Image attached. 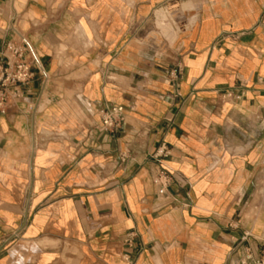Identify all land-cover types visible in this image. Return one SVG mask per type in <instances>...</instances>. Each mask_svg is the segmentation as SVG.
I'll return each mask as SVG.
<instances>
[{
  "label": "crops",
  "instance_id": "0c3cea01",
  "mask_svg": "<svg viewBox=\"0 0 264 264\" xmlns=\"http://www.w3.org/2000/svg\"><path fill=\"white\" fill-rule=\"evenodd\" d=\"M20 37L47 78L0 111V264L260 253L264 0H0V51Z\"/></svg>",
  "mask_w": 264,
  "mask_h": 264
},
{
  "label": "built area",
  "instance_id": "2783aa9c",
  "mask_svg": "<svg viewBox=\"0 0 264 264\" xmlns=\"http://www.w3.org/2000/svg\"><path fill=\"white\" fill-rule=\"evenodd\" d=\"M21 43L9 41L0 51V111L5 112L6 106L20 96L23 85L29 84L39 73L45 80L46 72L37 56L26 57L25 40L20 37ZM125 123V114L122 107L105 106L101 111V125L105 132L117 134ZM160 156L166 157L169 152L165 146L159 151ZM164 194L170 185V175L162 170L158 176ZM240 264H264V247L256 256L248 249L240 259Z\"/></svg>",
  "mask_w": 264,
  "mask_h": 264
}]
</instances>
